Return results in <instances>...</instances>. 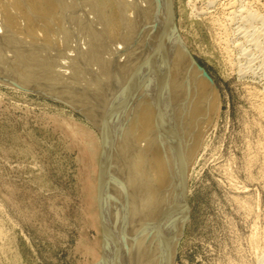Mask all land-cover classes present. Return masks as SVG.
Segmentation results:
<instances>
[{"label": "bare ground", "instance_id": "1", "mask_svg": "<svg viewBox=\"0 0 264 264\" xmlns=\"http://www.w3.org/2000/svg\"><path fill=\"white\" fill-rule=\"evenodd\" d=\"M198 1H187L195 16L218 0L207 7ZM236 1L226 2L223 17L213 15L216 38L230 64L231 49L241 51L243 77L264 81V4ZM175 16L173 0H0V81L69 104L102 135L104 252L96 264L176 259L187 219L185 182L220 100ZM260 89L253 92L264 122ZM257 147L264 157V136ZM262 229L250 240L264 251Z\"/></svg>", "mask_w": 264, "mask_h": 264}, {"label": "rangeland", "instance_id": "2", "mask_svg": "<svg viewBox=\"0 0 264 264\" xmlns=\"http://www.w3.org/2000/svg\"><path fill=\"white\" fill-rule=\"evenodd\" d=\"M187 1L173 0L176 23L220 100V112L185 182L187 219L173 264H264L262 246L250 240L264 228V157L256 149L264 122L253 92L264 93V81L243 77L241 51L231 49L230 64L216 38L212 17L225 14L230 0L211 5V13L205 11L210 16L192 15ZM258 2L255 8L264 4ZM3 80L0 264H96L104 252L98 127L63 101Z\"/></svg>", "mask_w": 264, "mask_h": 264}]
</instances>
